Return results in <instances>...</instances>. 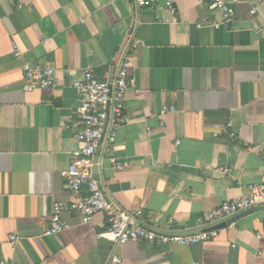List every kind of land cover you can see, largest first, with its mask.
Returning a JSON list of instances; mask_svg holds the SVG:
<instances>
[{
    "label": "crops",
    "instance_id": "0c3cea01",
    "mask_svg": "<svg viewBox=\"0 0 264 264\" xmlns=\"http://www.w3.org/2000/svg\"><path fill=\"white\" fill-rule=\"evenodd\" d=\"M226 1L228 24L206 0H176L174 13L164 0H0V264H264V206L221 220L198 244L116 245L98 235L103 213L82 224L69 211L67 228L44 235L52 204L73 200L60 175L80 146L72 83L88 66L113 71L131 34L127 122L94 156L107 198L140 210L145 225L191 233L203 211L264 183V0L254 15ZM24 63L52 65L56 83L25 91Z\"/></svg>",
    "mask_w": 264,
    "mask_h": 264
},
{
    "label": "built area",
    "instance_id": "2783aa9c",
    "mask_svg": "<svg viewBox=\"0 0 264 264\" xmlns=\"http://www.w3.org/2000/svg\"><path fill=\"white\" fill-rule=\"evenodd\" d=\"M134 1L137 7L141 8L151 6L153 1L157 0ZM175 1L164 0L165 7L171 13L175 12ZM243 1L250 5V14H256L257 3L261 0ZM206 5L209 10L220 11L222 17L220 23L228 24L232 21L234 9L226 0H206ZM203 21L213 25L219 24L209 15H206ZM138 44L139 40L131 34L113 71L106 70L99 74L88 66L81 70L80 78L72 83L78 94L76 107L78 122L75 126L74 138L80 146L71 152L69 163L60 175L73 200L67 205L60 201L52 204L51 214L44 230L46 236L67 228L63 214L69 211L77 215L82 224L90 223L95 214L103 213L107 220V228L98 235L116 245L129 241L163 245L198 244L211 241L217 236L218 231L214 226L221 220L232 218L239 212L264 206V183H251L248 184V192L245 195L223 201L215 208L203 211L197 218V224L202 229L191 233H176L143 224L140 210L122 209L107 198L100 179L94 172L96 164L94 156L98 148L108 149L114 143L115 132L127 122L124 102L130 88L128 70L131 65V53ZM13 53L16 56L20 54L15 44H13ZM22 70L26 79L23 87L25 91L48 88L57 81L55 69L50 64L24 63ZM167 111H175L174 106H161L160 113ZM224 132L228 138H234L235 132L231 121L225 124ZM120 166H126V163ZM223 171L227 172L228 168H224ZM9 239L12 245L17 243V236L11 235ZM119 262L118 256H112L109 264Z\"/></svg>",
    "mask_w": 264,
    "mask_h": 264
},
{
    "label": "water",
    "instance_id": "95a60500",
    "mask_svg": "<svg viewBox=\"0 0 264 264\" xmlns=\"http://www.w3.org/2000/svg\"><path fill=\"white\" fill-rule=\"evenodd\" d=\"M94 161H95V162H97V158H96V159H94ZM94 172L96 173V171H95V168H94Z\"/></svg>",
    "mask_w": 264,
    "mask_h": 264
}]
</instances>
